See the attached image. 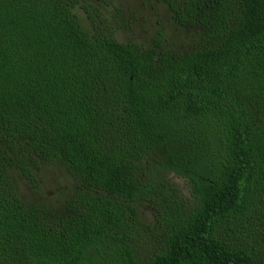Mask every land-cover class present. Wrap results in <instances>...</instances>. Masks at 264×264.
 <instances>
[{"label": "trees", "instance_id": "1", "mask_svg": "<svg viewBox=\"0 0 264 264\" xmlns=\"http://www.w3.org/2000/svg\"><path fill=\"white\" fill-rule=\"evenodd\" d=\"M143 1L192 45L119 42L105 0H0V264H264V0ZM47 166L74 186L25 202Z\"/></svg>", "mask_w": 264, "mask_h": 264}, {"label": "rangeland", "instance_id": "2", "mask_svg": "<svg viewBox=\"0 0 264 264\" xmlns=\"http://www.w3.org/2000/svg\"><path fill=\"white\" fill-rule=\"evenodd\" d=\"M105 3L96 4L105 16H111L114 10L119 12L116 20L120 29L114 35L119 42H135L148 48L161 34L159 40L164 48L183 51L192 45L190 33L172 21L169 10L162 3L143 0H105ZM74 12L82 26L89 29L83 12L79 8H76ZM170 179L184 193H187L188 187L184 179L174 175H171ZM36 180L37 186L33 188L24 180L17 178L18 194L25 202L43 200L54 204L66 196L74 186L73 180L58 166L43 167L36 174ZM138 217L142 222L152 223V211L145 204H139ZM147 245L144 246L147 247Z\"/></svg>", "mask_w": 264, "mask_h": 264}]
</instances>
